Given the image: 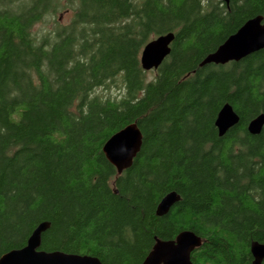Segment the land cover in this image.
Instances as JSON below:
<instances>
[{"label":"trees","instance_id":"16d2710c","mask_svg":"<svg viewBox=\"0 0 264 264\" xmlns=\"http://www.w3.org/2000/svg\"><path fill=\"white\" fill-rule=\"evenodd\" d=\"M67 27L37 38L46 16ZM264 0H0V257L26 246L42 223L41 250L143 264L156 240L201 238L193 264H251L264 244V50L201 67ZM171 53L148 80L140 57L158 36ZM121 84L124 95H95ZM230 104L239 124L219 137ZM137 123L142 147L117 175L103 153ZM180 201L164 217L169 193Z\"/></svg>","mask_w":264,"mask_h":264},{"label":"water","instance_id":"95a60500","mask_svg":"<svg viewBox=\"0 0 264 264\" xmlns=\"http://www.w3.org/2000/svg\"><path fill=\"white\" fill-rule=\"evenodd\" d=\"M229 4V0H222ZM175 34L158 36L145 45L141 52L140 63L144 72L157 70L171 53ZM264 50V17L248 20L235 34L231 35L218 49L209 54L201 63L224 66L240 62ZM240 122L239 116L230 104L223 106L218 114L215 127L219 137H224ZM264 128V113L248 124L252 136L260 135ZM142 133L137 123H133L114 134L104 145L103 153L109 163L121 176L133 166L142 147ZM180 201L176 192L167 194L159 203L156 214L166 216L171 208ZM49 223L40 224L31 234L25 247L8 252L0 257V264H102L92 256L72 255L62 252L48 253L41 250L42 235L49 229ZM202 245L201 238L191 231L180 233L175 240L156 243L143 264H193L192 254ZM252 264L264 263V244L253 242L250 247Z\"/></svg>","mask_w":264,"mask_h":264},{"label":"rangeland","instance_id":"374dc122","mask_svg":"<svg viewBox=\"0 0 264 264\" xmlns=\"http://www.w3.org/2000/svg\"><path fill=\"white\" fill-rule=\"evenodd\" d=\"M73 12L71 11H65L61 10L60 12H57L56 14H53L51 16H46L43 22L37 24L34 29L33 33L36 35L37 38H42L45 35H50L52 37L53 33L59 28V27H67L71 20L73 19ZM155 76L154 71L147 72V79L151 80ZM95 95H99L103 98H110L112 100H120L123 95L124 91L121 90V84L119 81L117 83H112L111 86L100 88L95 92Z\"/></svg>","mask_w":264,"mask_h":264},{"label":"flooded vegetation","instance_id":"af4514ba","mask_svg":"<svg viewBox=\"0 0 264 264\" xmlns=\"http://www.w3.org/2000/svg\"><path fill=\"white\" fill-rule=\"evenodd\" d=\"M260 244H262V243H260ZM252 256V255H251ZM252 262H253V257H252ZM252 262H251V264H252ZM264 264V263H263Z\"/></svg>","mask_w":264,"mask_h":264}]
</instances>
